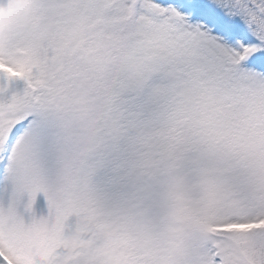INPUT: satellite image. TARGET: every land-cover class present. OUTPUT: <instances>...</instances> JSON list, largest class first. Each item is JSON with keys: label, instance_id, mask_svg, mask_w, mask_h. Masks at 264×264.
<instances>
[{"label": "snow or ice", "instance_id": "obj_1", "mask_svg": "<svg viewBox=\"0 0 264 264\" xmlns=\"http://www.w3.org/2000/svg\"><path fill=\"white\" fill-rule=\"evenodd\" d=\"M0 264H264V0H0Z\"/></svg>", "mask_w": 264, "mask_h": 264}, {"label": "rangeland", "instance_id": "obj_2", "mask_svg": "<svg viewBox=\"0 0 264 264\" xmlns=\"http://www.w3.org/2000/svg\"><path fill=\"white\" fill-rule=\"evenodd\" d=\"M27 199H28V197L26 196L25 201ZM34 210H35L37 216H47V214H48L47 199L43 195V193L38 195L36 204L34 205Z\"/></svg>", "mask_w": 264, "mask_h": 264}]
</instances>
